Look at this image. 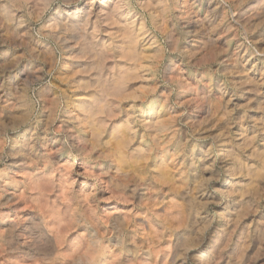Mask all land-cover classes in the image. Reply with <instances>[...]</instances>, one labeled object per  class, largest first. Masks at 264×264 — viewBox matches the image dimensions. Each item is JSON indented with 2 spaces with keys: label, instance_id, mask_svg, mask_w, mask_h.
I'll list each match as a JSON object with an SVG mask.
<instances>
[{
  "label": "clouds",
  "instance_id": "1",
  "mask_svg": "<svg viewBox=\"0 0 264 264\" xmlns=\"http://www.w3.org/2000/svg\"><path fill=\"white\" fill-rule=\"evenodd\" d=\"M0 264H264V0H0Z\"/></svg>",
  "mask_w": 264,
  "mask_h": 264
}]
</instances>
